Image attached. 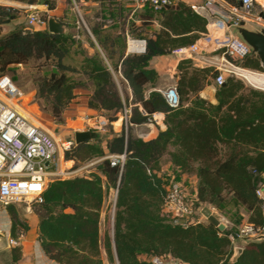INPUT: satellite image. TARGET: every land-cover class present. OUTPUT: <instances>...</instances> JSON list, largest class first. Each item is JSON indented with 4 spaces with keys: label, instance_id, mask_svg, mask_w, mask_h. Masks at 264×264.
Segmentation results:
<instances>
[{
    "label": "trees",
    "instance_id": "trees-1",
    "mask_svg": "<svg viewBox=\"0 0 264 264\" xmlns=\"http://www.w3.org/2000/svg\"><path fill=\"white\" fill-rule=\"evenodd\" d=\"M8 1L34 6L40 0ZM43 1L48 11L57 9V0ZM225 1L239 4L238 0ZM20 12L0 7V26H8ZM43 16L51 17L48 13ZM155 19L149 14L142 26L130 27L132 36L146 41V50L128 55L126 38L116 22L100 21L91 33L105 61L96 51L85 55L81 69L64 62L72 47L80 49L75 33L54 35L48 29L16 28L0 37V77L10 67L27 65L31 60L54 64V73L37 80L36 98L45 102L56 123L64 121V113L76 101L79 89L91 91L89 109L112 113L110 122L117 120L125 106L131 108L127 131L124 128L105 143L96 139L64 152L65 161L75 162L73 170L96 161L92 166L95 171L48 184L44 202L39 204L44 213L39 217L38 240L47 257L58 264H104L103 253L109 264H151L150 259L157 256H170L184 264H264V241L246 244L232 263L230 232H220L196 216L194 221L175 224L164 210L169 185L158 175L163 158L168 156L182 174L198 178L194 197L197 210L204 205L223 214L243 210L247 223L261 225L263 213L256 190L258 174L264 173V91L234 77L216 86L213 68L196 67L183 59L174 77L180 104L172 108L163 92L156 90L161 78L150 62L197 42L207 32L208 20L191 5L173 2L160 12L159 31L143 35ZM88 44L96 48L91 39ZM117 55L118 63H111ZM240 65L262 70L255 55ZM118 74L131 89L132 100L122 96L115 80ZM212 85L215 104L200 97ZM148 87L154 89L149 94ZM156 113L164 115L166 129L149 141L135 136L132 125L150 123ZM122 155V166L113 167L106 159ZM111 189L117 191L112 235L101 226V211ZM14 207H7L10 239L18 243L31 228ZM10 256L11 264H19L22 247L13 246Z\"/></svg>",
    "mask_w": 264,
    "mask_h": 264
},
{
    "label": "built area",
    "instance_id": "built-area-1",
    "mask_svg": "<svg viewBox=\"0 0 264 264\" xmlns=\"http://www.w3.org/2000/svg\"><path fill=\"white\" fill-rule=\"evenodd\" d=\"M238 2V5H232L225 0H204L202 6L193 7L199 13H206L207 32L197 42L176 50L174 54L181 60H191L196 67L213 68L217 72L214 80L216 86H221L227 78L234 77L254 89L264 91V83L255 81L256 77L264 79V69L254 70L240 65V62L252 55V49L236 32L240 27L264 30V0ZM171 3L173 0L132 1L135 11L148 7L154 13L162 12ZM28 8L30 12L24 29H47L49 18L46 19L35 6ZM128 49L132 54H142L146 50V41L128 39ZM163 94L172 108L179 106L180 99L174 88ZM23 95L9 77H0V205L4 207L32 201L42 204L43 194L53 177L77 173L74 170L65 173L56 165L58 159L62 160L64 152L75 145V138L65 142L57 140L45 127L19 113L15 102ZM120 114L127 131L131 108L125 106ZM163 116L156 113L151 122L157 124ZM83 120L84 129L97 134L108 132L105 127L113 124L109 119L98 115L86 116ZM145 137L139 136L140 139ZM106 159L110 160L113 167L122 166L125 156H108ZM253 173L257 175L256 172ZM258 176L260 183L256 196L261 201L263 223L259 226L245 223L235 232L229 233L234 248H244L249 241L264 235V173ZM202 209L195 208L194 197L189 195L182 183L173 181L169 184L164 210L171 215L175 224L194 221L196 214H201ZM10 244L16 245L17 242L10 240ZM150 263L184 264L170 256L152 257Z\"/></svg>",
    "mask_w": 264,
    "mask_h": 264
},
{
    "label": "rangeland",
    "instance_id": "rangeland-1",
    "mask_svg": "<svg viewBox=\"0 0 264 264\" xmlns=\"http://www.w3.org/2000/svg\"><path fill=\"white\" fill-rule=\"evenodd\" d=\"M59 1H60L58 2L59 11L54 14H57V16H59L61 21H63V23L65 24V27H67V29H70L69 33L74 34L78 32L84 36L88 33V30L92 29L94 26L101 23L100 21L96 20L97 18L100 17V13L102 12L101 11L102 8L99 9L100 4L97 5V4H92L89 2H82L80 0H74V1L73 0H59ZM34 6L37 7L36 10H38L43 15L46 14V10H48L47 6L45 5L40 6L36 4ZM139 12H142L141 14H146V15L152 14L154 15L156 19L160 17V13H154L148 7L136 10V14H137L136 16H139L138 15ZM28 14L29 12H25V10H23L22 12L18 14V17L24 16L26 20ZM116 26L121 28L120 24H116ZM95 50L99 52L100 57L104 60L105 58L100 53L97 46ZM87 54L89 55L88 48L83 46L81 43L80 49L78 48V50H75L73 47L71 48V51L64 62L65 64L70 65L76 69H81L82 61L85 55ZM117 59H118V55L114 57V60H117ZM55 71L56 69L52 62L46 63L43 60H40V61L31 60L27 65H19V66L10 67V69L6 72V74L2 76L9 77L11 81L13 82V84L24 94L25 99L18 104V109L21 114H23L25 117H27L32 122L45 127L48 131H50L56 137L57 140H61L62 142L72 141V139L75 138L74 136L75 132L76 131L81 132L79 130L84 129V123H83L84 120L82 119L86 111V108L84 109V107L86 105V102L89 99L87 93L88 91L89 92L91 91L86 90V89H79L78 90V101L74 104L73 107H72L73 105L72 104L69 110L67 111L70 112L72 110L74 111L77 110L80 112L76 113L75 115H70V114H67V111H66L64 113V121L62 123H56V121H54L51 118L48 110L45 108L46 106L45 102L43 100L36 98L37 80L44 76H50ZM67 76L72 77V78H79L76 75H72L71 73H67ZM171 86H175V82L168 81L166 83V87L164 88V90H168V88H170ZM209 87L215 89L214 85L209 86ZM120 89L125 96V92H126L125 88L122 85H120ZM97 114L98 116H101L107 119L114 117L112 113L98 112ZM77 118L78 119L80 118V119L78 120ZM72 120H76V121L73 122ZM105 128H106L105 130L108 132L112 130L110 125L106 126ZM56 165L58 168L63 170L65 173L68 172L69 170H73V168L71 167L72 166L71 163L66 164V161L64 159V154L62 155V160L61 159L57 160ZM83 165H80V167H82ZM162 166L166 169L165 172L170 173L167 158L163 160ZM54 169L55 168H52V170ZM74 175L64 174L61 177H53L51 182L58 180V179H69L73 177ZM170 175L171 173L169 174V176ZM173 181L181 183L178 176L177 177L176 176L168 177L166 175L164 176L165 184L169 185ZM185 187L187 188V186ZM188 192L190 196L193 197L194 195L193 189L188 190ZM14 206H15L14 208L17 211L19 217L23 221H26L29 224L30 228H31V223H33V220H34L33 218L35 217L39 218L40 215L44 213L41 210L39 204H36L34 201L29 202V203L23 202V203L15 204ZM204 207H208L213 210V214L217 216L219 220L226 226L225 232H230V233L235 232L239 227L247 223V216L243 210H240L239 212L233 211L230 213L223 214V213L216 211V209L214 210L213 207L209 205H204ZM203 218L204 220L207 221V219L204 216ZM8 226H10L11 228V219L8 214V209L7 207L0 205V232L5 233L4 231ZM3 244H7V242L5 243V241H3ZM10 245L12 248L13 247L12 244ZM11 248L9 250L2 251L0 253V264H11V256H10ZM7 255H9V257H7ZM106 264H109V263L107 262Z\"/></svg>",
    "mask_w": 264,
    "mask_h": 264
},
{
    "label": "crops",
    "instance_id": "crops-1",
    "mask_svg": "<svg viewBox=\"0 0 264 264\" xmlns=\"http://www.w3.org/2000/svg\"><path fill=\"white\" fill-rule=\"evenodd\" d=\"M82 2H89L92 4H100V8H102V12L100 13V17L97 18V21H114L116 22V24H120L121 25V30L124 33V36L126 38V49H125V55L130 54L131 52L128 49V39H135V40H144L141 37H134L130 34V27L134 24L136 27L137 26H142L143 23V19L147 16L146 14H141L142 12H139V16H136V11L134 10V7L132 5V1L133 0H80ZM59 0H57V9L54 11H48L46 10V13L49 14V18H56L58 20H61L59 18V16H57V13L59 10ZM173 2H183L186 3L188 5H191L194 8H197L199 6H202L204 4V0H173ZM0 7L2 8H6V7H12V8H16V9H20V11L22 12L23 10H25V12H30L28 5L25 4H21V3H17V2H11L8 0H0ZM199 13V12H198ZM202 16H204L205 18H207L206 13L200 11V13ZM25 17H17L15 20H13L7 27L8 31L16 29V28H22L24 29L25 26ZM67 29V27H66ZM160 29V24H159V18L155 19V21H153L149 26H147V28L145 29V33L143 35H151L154 34L156 32H158ZM7 31V32H8ZM36 31V30H35ZM70 32V29H67V33ZM77 36V39L80 40V42L82 43L83 46L87 47L89 50V55L92 56L95 54L96 50L93 48L89 47L88 44V40H92L95 45L98 47L100 53L103 55V53L101 52L98 44L95 41V38L93 37L92 33H91V29L88 30V33L86 35H82L78 32L75 33ZM86 38V39H85ZM85 39V40H84ZM76 49H78L77 47H75ZM104 56V55H103ZM180 58L175 55H169V56H161V57H155L151 60L150 62V67L155 69L156 71L159 72L160 74V83L158 85V91L161 92H165L166 90H164V88L166 87V83L168 81L171 82H175V75L177 73V65L180 62ZM115 62L116 64L118 63V59L114 60V58L112 59V62ZM115 80L117 85L119 86L120 89V85H122L125 88V96L122 93V96H124L125 98H128L129 100H132V91L129 88L127 82L123 79L121 74L115 75ZM175 88V86H171L168 89H173ZM154 89H151L150 87H148L147 89V94H149L151 91H153ZM77 94V99L76 101L73 103L72 107L74 106V104L78 101V90L76 91ZM88 98L91 95V92L88 91ZM200 97H202L203 99L215 104L216 103V99H215V89L207 87L204 91H202L200 93ZM88 101L86 102V105L84 107V109L86 108L85 111V115L86 116H92V115H96L98 112L94 111L92 109H89L87 106ZM80 111H67V114L70 115H75L76 113H79ZM102 113H106V112H102ZM69 115V116H70ZM98 115V114H97ZM83 117V118H84ZM82 118V117H80ZM79 118V119H80ZM82 118V119H83ZM117 120L115 122H113V124L111 125L112 130L110 132H105L104 134L101 133L99 134L100 139L102 140V142H106L108 139H110L112 136H118L119 134L122 133L123 129L125 128L124 125V121L121 117V114L118 113L116 115ZM78 119V118H77ZM78 119V120H79ZM73 122L76 120H72ZM133 128V133L135 136H137L139 138L140 135H145V139H142L144 141H149L151 139H154L158 136L159 131H164L166 129V126L164 124V116L163 118L156 124V123H146L143 125H139V126H134L132 125ZM81 132H85L87 131L86 129L80 130ZM77 132V131H76ZM75 132V133H76ZM117 132V133H116ZM144 132V133H143ZM168 159V167L170 170L171 175L169 176L170 173L165 172L166 169L162 166L163 164V160L164 159ZM162 162H161V170L158 173V175L164 179V176H168V177H173V176H178L181 183L184 184L185 186H187V191L193 189L194 191V195L193 197H196V191H197V186H198V178L195 175H187V174H182L177 168H175L171 162H170V158L168 156H165L163 158ZM67 163H71L72 164V168L75 166V162L74 161H66ZM96 163V161L94 162ZM94 163H89V164H84L82 167H78L77 169H75L74 171H76L77 173H75L74 176H84V175H88L91 172H94L95 169L92 167ZM70 167V168H71ZM103 180L105 181L106 179L103 178ZM189 193V192H188ZM190 195V194H189ZM116 199H117V191L111 189L109 196L107 198H105V202H104V206L102 208L101 211V226H102V231L105 230H109L111 235L113 233V227H114V214H115V207H116ZM200 214H196V219H199V221H203L204 218L203 216H199ZM247 216V215H246ZM33 223H31V229L30 231L27 233V235H25L24 237H22L20 239V241L16 244V245H20L22 247V260L20 261L19 264H58L55 261L50 260L47 255L45 254L39 240H38V224H39V218L35 217L33 218ZM10 226H8L5 229V233H3L5 235L4 239H0V253L2 251H6L9 250L11 248V245L9 243L10 241ZM3 241H5V243L7 242V244H3ZM14 246V245H12ZM7 257H9V255H7ZM103 261L104 264H106L108 262L107 260V256L105 253H103ZM141 260H145L144 256H140L139 257ZM9 262V260H8Z\"/></svg>",
    "mask_w": 264,
    "mask_h": 264
},
{
    "label": "water",
    "instance_id": "water-1",
    "mask_svg": "<svg viewBox=\"0 0 264 264\" xmlns=\"http://www.w3.org/2000/svg\"><path fill=\"white\" fill-rule=\"evenodd\" d=\"M37 5L43 6L44 1L40 0ZM48 32L54 35L66 34L67 29L65 25L59 22L56 18H49L48 20ZM8 31L6 26H0V37L6 34ZM236 32L238 36L247 43L252 49V55L257 56L260 61L261 68L264 69V30L256 31L249 28H237ZM75 144L79 145L82 143H88L96 139H100L99 134L93 131H85V132H76L75 133ZM117 136V135H116ZM201 214L211 223L213 224L220 232H224L226 230V226L221 223L219 218L215 216L212 210L208 207H204L201 211ZM5 235L0 232V239H4ZM264 241V235L256 238L254 240L249 241V243L262 242ZM233 256L231 258V262L234 263L237 261L239 256L243 252L242 247H236L233 250Z\"/></svg>",
    "mask_w": 264,
    "mask_h": 264
},
{
    "label": "bare ground",
    "instance_id": "bare-ground-1",
    "mask_svg": "<svg viewBox=\"0 0 264 264\" xmlns=\"http://www.w3.org/2000/svg\"><path fill=\"white\" fill-rule=\"evenodd\" d=\"M255 81H258V82H262V83H264V79H260V78H255ZM25 99V96L23 95L20 99H19V101L18 102H15V106H16V108H17V110L19 111V109H18V104L20 103V102H22L23 100ZM19 113H20V111H19ZM23 115V114H22ZM24 116V115H23ZM27 118V117H26ZM28 119V118H27Z\"/></svg>",
    "mask_w": 264,
    "mask_h": 264
}]
</instances>
